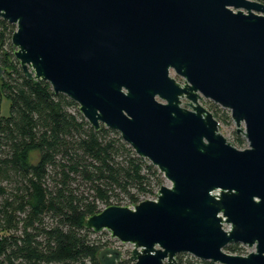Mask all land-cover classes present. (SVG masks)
Here are the masks:
<instances>
[{"label": "water", "instance_id": "obj_1", "mask_svg": "<svg viewBox=\"0 0 264 264\" xmlns=\"http://www.w3.org/2000/svg\"><path fill=\"white\" fill-rule=\"evenodd\" d=\"M1 21L16 26L28 79L73 100L95 130L120 133L171 183L87 229L132 244L135 264L182 254L264 264V0H0ZM204 100L230 112L247 149L221 134ZM233 244L255 251L226 252Z\"/></svg>", "mask_w": 264, "mask_h": 264}, {"label": "trees", "instance_id": "obj_2", "mask_svg": "<svg viewBox=\"0 0 264 264\" xmlns=\"http://www.w3.org/2000/svg\"><path fill=\"white\" fill-rule=\"evenodd\" d=\"M15 31L0 22V114L3 97L11 101L10 115L0 117V264H101L115 242L87 229V219L154 199L165 178L120 133L95 130L73 100L28 79L15 58ZM212 108L219 123L231 122L230 112ZM244 144L238 137L233 145ZM225 251L245 255L240 244ZM177 262L214 264L185 254Z\"/></svg>", "mask_w": 264, "mask_h": 264}, {"label": "rangeland", "instance_id": "obj_3", "mask_svg": "<svg viewBox=\"0 0 264 264\" xmlns=\"http://www.w3.org/2000/svg\"><path fill=\"white\" fill-rule=\"evenodd\" d=\"M6 48H7V46H6ZM14 50H16V49L14 48ZM201 105L204 106L211 113L215 114L213 112L214 110H213L212 106L213 105L217 106V105H215L214 103H212V102H210L208 100H204V101L201 102ZM10 108H11V101H10V99L8 97L4 96L3 100H2V104H1L0 117H8L10 115ZM221 110L229 112V111H227L225 109H222V108H221ZM219 116L223 117L224 114L223 113H219ZM243 127H244V125H243ZM236 130H237V127H236L235 123L232 120H231V122L229 121L228 123L227 122H221L220 123V132H221V134H223V136L230 143L235 144V142L237 141V138L240 137V138L245 140V144H244V146L242 148H238V149H241V150L247 149L249 147V144H248L247 140L245 139V137L242 134H237ZM163 185L171 186V183L168 180L165 179V182H164ZM154 199H156V197ZM154 199L152 198V200H154ZM106 233L107 232H102V233H99V234H101V236H103V237H107ZM109 238H110V235H109ZM114 242L115 243H113V247H118L119 250H121L122 253H123V258H122L123 261L128 259V258H131L132 251L134 250V246L132 244L123 245L119 241H114ZM254 251H255V248L245 247V255L244 256H246V255H248V254H250V253H252ZM185 255H187V254H185ZM189 256H191V255H189ZM191 257H193V256H191ZM187 260H188V257H185L184 261L186 262Z\"/></svg>", "mask_w": 264, "mask_h": 264}, {"label": "built area", "instance_id": "obj_4", "mask_svg": "<svg viewBox=\"0 0 264 264\" xmlns=\"http://www.w3.org/2000/svg\"><path fill=\"white\" fill-rule=\"evenodd\" d=\"M132 208V207H131ZM110 235V234H109ZM110 239L112 240V241H117V240H115V239H113L112 237H111V235H110ZM111 248H115V249H119L118 247H111ZM244 256V255H243Z\"/></svg>", "mask_w": 264, "mask_h": 264}]
</instances>
